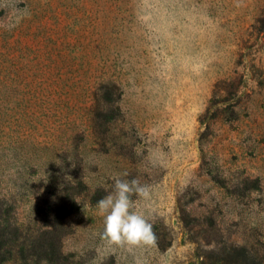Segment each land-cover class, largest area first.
Listing matches in <instances>:
<instances>
[{
	"label": "rangeland",
	"instance_id": "374dc122",
	"mask_svg": "<svg viewBox=\"0 0 264 264\" xmlns=\"http://www.w3.org/2000/svg\"><path fill=\"white\" fill-rule=\"evenodd\" d=\"M0 264H264V0H0Z\"/></svg>",
	"mask_w": 264,
	"mask_h": 264
},
{
	"label": "clouds",
	"instance_id": "9594fccd",
	"mask_svg": "<svg viewBox=\"0 0 264 264\" xmlns=\"http://www.w3.org/2000/svg\"><path fill=\"white\" fill-rule=\"evenodd\" d=\"M113 190L97 202L98 214L104 217L101 239L110 247H155L157 237L153 225L137 212L132 197L149 200L151 188L142 184L139 178L123 180L113 175Z\"/></svg>",
	"mask_w": 264,
	"mask_h": 264
}]
</instances>
